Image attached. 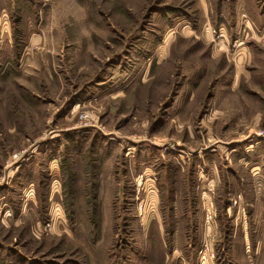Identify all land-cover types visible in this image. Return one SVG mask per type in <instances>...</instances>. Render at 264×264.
I'll list each match as a JSON object with an SVG mask.
<instances>
[{
  "label": "rangeland",
  "instance_id": "1",
  "mask_svg": "<svg viewBox=\"0 0 264 264\" xmlns=\"http://www.w3.org/2000/svg\"><path fill=\"white\" fill-rule=\"evenodd\" d=\"M231 2L0 0V264H264V0Z\"/></svg>",
  "mask_w": 264,
  "mask_h": 264
},
{
  "label": "crops",
  "instance_id": "2",
  "mask_svg": "<svg viewBox=\"0 0 264 264\" xmlns=\"http://www.w3.org/2000/svg\"><path fill=\"white\" fill-rule=\"evenodd\" d=\"M232 1H233V2H231V3H232V4L234 3L233 5L235 6V3H236L237 1H240V0H235V1L232 0ZM223 2H224V0H223ZM224 6H226V5H222L221 7H224Z\"/></svg>",
  "mask_w": 264,
  "mask_h": 264
}]
</instances>
